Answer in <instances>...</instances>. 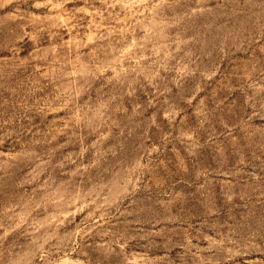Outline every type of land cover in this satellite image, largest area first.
I'll use <instances>...</instances> for the list:
<instances>
[{"label":"rangeland","instance_id":"374dc122","mask_svg":"<svg viewBox=\"0 0 264 264\" xmlns=\"http://www.w3.org/2000/svg\"><path fill=\"white\" fill-rule=\"evenodd\" d=\"M0 264H264V0H0Z\"/></svg>","mask_w":264,"mask_h":264}]
</instances>
